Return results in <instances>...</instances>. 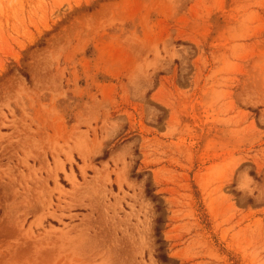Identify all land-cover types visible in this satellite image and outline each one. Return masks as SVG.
I'll use <instances>...</instances> for the list:
<instances>
[{
  "label": "rangeland",
  "instance_id": "rangeland-1",
  "mask_svg": "<svg viewBox=\"0 0 264 264\" xmlns=\"http://www.w3.org/2000/svg\"><path fill=\"white\" fill-rule=\"evenodd\" d=\"M0 264H264V0H0Z\"/></svg>",
  "mask_w": 264,
  "mask_h": 264
}]
</instances>
